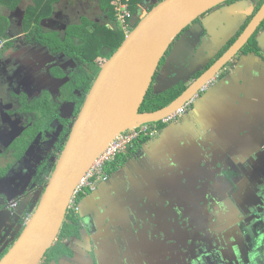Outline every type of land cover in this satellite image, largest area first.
Returning a JSON list of instances; mask_svg holds the SVG:
<instances>
[{"label":"flooded vegetation","instance_id":"af4514ba","mask_svg":"<svg viewBox=\"0 0 264 264\" xmlns=\"http://www.w3.org/2000/svg\"><path fill=\"white\" fill-rule=\"evenodd\" d=\"M5 1L0 251L13 244L35 211L112 49L102 36L81 56L55 49L39 41L28 11L47 8L41 34L61 44L81 48L82 39L67 30L85 21L93 24V36L102 30L113 34L111 40L125 34L108 0H18L14 8ZM160 1L140 0V18ZM263 4L229 0L189 26L161 60L140 112H153L148 99L187 89L203 76ZM18 35L24 38L16 40ZM90 76L96 77L86 92ZM204 101L209 105L200 107ZM142 129L146 136L113 160L115 170L104 171V179L73 198L66 220L77 216L78 229L60 238L61 229L55 244L67 251L41 263L264 264V22L180 115ZM167 131L172 136L159 143Z\"/></svg>","mask_w":264,"mask_h":264},{"label":"water","instance_id":"95a60500","mask_svg":"<svg viewBox=\"0 0 264 264\" xmlns=\"http://www.w3.org/2000/svg\"><path fill=\"white\" fill-rule=\"evenodd\" d=\"M227 1L162 0L143 18L136 13L134 28L102 66L30 220L13 244L0 251V264H41L59 237L81 181L116 138L181 111L249 42L264 22V4L233 46L181 96L157 111L140 112L173 42Z\"/></svg>","mask_w":264,"mask_h":264},{"label":"trees","instance_id":"16d2710c","mask_svg":"<svg viewBox=\"0 0 264 264\" xmlns=\"http://www.w3.org/2000/svg\"><path fill=\"white\" fill-rule=\"evenodd\" d=\"M17 1L18 0H9L10 6L12 8H14L13 6L17 3ZM36 2H38V0H36ZM109 2H111V3L114 2V6H115L116 0H108V4H110ZM139 5H140V0H130V9H131L133 14H136L137 12H139ZM37 10L38 11H36L34 9H30L27 13V17L31 21L35 20V22H36V24L34 25L35 26V33L37 35H41L39 41L43 42V43H49V44H51V46L55 47V49L66 50V48H67L71 51H74L78 56H81V54L83 52H86L88 50V48H90V46L93 43H95L97 45L98 41H99V43L101 44V42L103 41V39H102V37H103L107 44L109 42L111 43L112 49H111V52L107 56V58H110L118 50V48L122 45V43L124 42V40L126 38V34H124V32H122V31H120L117 34L116 40L110 39L113 36L112 33L111 34L108 33L107 35L104 36V34H105L104 30L101 31L100 36H98V35L93 36V34H94L93 24L85 21L86 24H83L82 26L71 27L70 29L67 30L68 35L71 34L73 36H76L77 38L79 37L82 39L83 43L81 45V48L78 46H75L72 42H66V43L61 44L58 39L56 40V39L52 38L53 36H46V35L41 34V29L39 27V23L41 22V19L45 16V13L48 11V9L44 8L43 10H40V6H38ZM50 10H51V8H50ZM112 10L114 11V7H112ZM114 14L116 16V12ZM132 27L134 28L133 25H132ZM67 45H69L70 47ZM95 77L96 76H94V77L90 76L88 80H85L86 81V86H85L86 92H88L90 90V88L94 82ZM185 90H186V87H182L179 90L171 91L168 94L166 93L165 95L158 97L156 100H149L148 99V104H149V106L151 105L152 111H157V110L162 109V108L168 106L169 104H171ZM145 136L146 135L141 134L140 139L144 138ZM119 156L120 155H118L117 157H119ZM117 165L118 164L116 162L112 161L104 167V171H107V172L113 171V170H115ZM77 218H78L77 216L76 217L71 216L70 218H68L65 221L63 228H62L60 238L74 233V231L72 229H74V230L78 229V227L75 225V223H77L79 220ZM66 251H67L66 248L63 245H61L60 243H58V244H54V246L47 253L46 256L48 257V260H52L53 257L57 256L56 258H58V254H63Z\"/></svg>","mask_w":264,"mask_h":264},{"label":"built area","instance_id":"2783aa9c","mask_svg":"<svg viewBox=\"0 0 264 264\" xmlns=\"http://www.w3.org/2000/svg\"><path fill=\"white\" fill-rule=\"evenodd\" d=\"M116 19L125 34L128 35L132 31V19L134 20L135 14L130 9V0H116L115 2ZM181 111L172 115L168 120L174 119L177 115H180ZM144 133V129L139 128L130 132L123 133L121 136L108 147V149L97 160L92 169L86 174L81 181L77 193L83 188L89 187L92 183L98 180L104 179V167L112 162L118 155H120L128 146H130L141 134ZM75 194V196L77 195ZM74 196V198H75Z\"/></svg>","mask_w":264,"mask_h":264},{"label":"rangeland","instance_id":"374dc122","mask_svg":"<svg viewBox=\"0 0 264 264\" xmlns=\"http://www.w3.org/2000/svg\"><path fill=\"white\" fill-rule=\"evenodd\" d=\"M139 7H140V5H139ZM25 8H27V7H25ZM145 16V13H144V15L142 16V18ZM15 34H16V32H15ZM26 34V33H25ZM24 38V36H20V35H18L17 37H16V40H18V39H23ZM199 104V103H198ZM206 105H209V104H206L205 103V101L204 102H201L200 103V107H202V106H206ZM222 105H226L225 103H222ZM178 121H179V119H178ZM172 136V134H171V132L170 131H167V132H164L163 133V136H161V138H160V142L159 143H164L165 142V144H166V142H167V140L169 139V137H171ZM162 145V144H161ZM245 155H246V153H244ZM250 155H252V152H250ZM234 166H237V164H233ZM131 167L130 168H128L127 169V171H128V173H130L131 174ZM235 215L236 214H234V217H235ZM41 264H43V263H41Z\"/></svg>","mask_w":264,"mask_h":264},{"label":"crops","instance_id":"0c3cea01","mask_svg":"<svg viewBox=\"0 0 264 264\" xmlns=\"http://www.w3.org/2000/svg\"><path fill=\"white\" fill-rule=\"evenodd\" d=\"M253 63L251 62V65H252Z\"/></svg>","mask_w":264,"mask_h":264},{"label":"clouds","instance_id":"9594fccd","mask_svg":"<svg viewBox=\"0 0 264 264\" xmlns=\"http://www.w3.org/2000/svg\"><path fill=\"white\" fill-rule=\"evenodd\" d=\"M136 15V14H135Z\"/></svg>","mask_w":264,"mask_h":264}]
</instances>
